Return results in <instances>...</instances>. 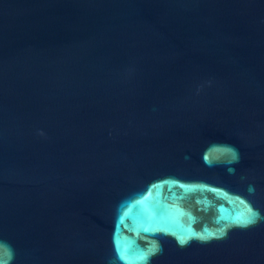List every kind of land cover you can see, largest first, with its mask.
Wrapping results in <instances>:
<instances>
[{
	"label": "water",
	"instance_id": "water-1",
	"mask_svg": "<svg viewBox=\"0 0 264 264\" xmlns=\"http://www.w3.org/2000/svg\"><path fill=\"white\" fill-rule=\"evenodd\" d=\"M0 264H264V0H0Z\"/></svg>",
	"mask_w": 264,
	"mask_h": 264
}]
</instances>
